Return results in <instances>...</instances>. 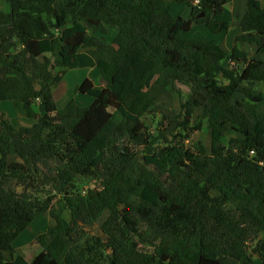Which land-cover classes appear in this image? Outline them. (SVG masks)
<instances>
[{"label":"trees","instance_id":"obj_1","mask_svg":"<svg viewBox=\"0 0 264 264\" xmlns=\"http://www.w3.org/2000/svg\"><path fill=\"white\" fill-rule=\"evenodd\" d=\"M3 1L0 102L34 122L0 114V264L264 263V5L247 0L234 38L250 55L185 36L193 21L228 31L230 0ZM89 67L104 85L85 78L75 91L92 102L58 108L51 87ZM177 84L190 88L179 113L156 101ZM150 113L163 117L153 131ZM203 122L210 154L186 145ZM46 213L53 224L32 241L43 252L27 260L13 243ZM95 225L103 237L89 236Z\"/></svg>","mask_w":264,"mask_h":264},{"label":"rangeland","instance_id":"obj_2","mask_svg":"<svg viewBox=\"0 0 264 264\" xmlns=\"http://www.w3.org/2000/svg\"><path fill=\"white\" fill-rule=\"evenodd\" d=\"M178 3L176 7H178ZM174 8L172 10V13L174 14L178 8ZM0 10L7 12L8 11V5L5 1L0 0ZM175 11V12H173ZM180 14V13H177ZM184 14V13H183ZM230 16L228 14H223V18L228 19ZM231 20V19H228ZM71 23L69 19L65 20L62 23L61 27L68 26ZM193 25V23H192ZM236 31L235 26L233 25L230 27V29L224 33H227L226 35L224 33H213L211 32L205 25L201 24H194L193 27L185 34V36L189 38L199 39V40H215L217 42L221 43V47L227 48L225 46V42H227L228 38H231L233 36V32ZM116 33L115 28L109 29L108 35H106V40L109 42L112 40L113 36ZM233 39L231 40V42ZM238 45L241 49H246L247 47L241 45V43H235L233 41L232 45ZM229 49V48H227ZM248 53L251 55L254 53V47L250 46L248 47ZM264 58V53H263ZM59 73V69L53 70V75L56 76ZM90 79L96 87H102L104 85L103 79L100 77L99 72L96 68H75V69H68L64 73L61 81L55 85L52 86L51 89L53 91V95L56 101V105L58 108H62L65 106V104L73 100L75 104L79 106H86L89 103L92 102L93 98L87 94H82L77 91H75V87L80 85L81 82L85 79ZM179 90V93L177 90ZM189 86L177 84L175 89L168 87L164 89L161 94L157 98V103L161 104L163 103L168 109L175 111L176 113H179L180 110V102L185 100L189 94ZM259 90H261L264 93V85L259 86ZM35 109L37 111H40L41 108L35 106ZM203 111L202 108L194 109L193 113V120H197V117L199 114H201ZM0 114H4L5 118L10 121V123L14 127H30L32 126L34 120L30 118H26L22 116L17 109L14 106V103L12 101H3L0 102ZM147 122V126L150 128V130H155L157 128V123H159L160 120H163L162 115L159 114H147L143 118ZM152 133V132H151ZM239 134L236 132V130H232L229 133H227L223 138L222 142L224 144H227L228 140L231 137H237ZM170 139V138H169ZM187 147H198L202 145L205 148V152L207 154L211 153L210 149V130L207 128V125L205 122L202 124V128L200 131L195 132L191 135V137L186 141ZM141 150H144L143 146L139 147ZM174 174V173H173ZM80 184L82 186V189H86V186L90 185L95 186L94 181H90L89 179L80 181ZM44 189L49 188L48 186L43 187ZM19 189V188H18ZM42 197H45L47 193H40ZM63 216L65 219H70V214L68 211L63 212ZM53 224V220L50 218V216L46 213L41 215L37 220L32 222L24 231L20 233V235L16 238V240L13 243V247L23 254L27 260L33 261L37 260L36 258L39 257L42 254V249L34 243L33 241V234L34 233H40L45 232L47 228ZM89 236H101L103 237L101 231L99 230V227L97 225L88 228ZM83 243V242H82ZM81 243V244H82ZM253 261L254 264H264L256 255H253Z\"/></svg>","mask_w":264,"mask_h":264},{"label":"crops","instance_id":"obj_3","mask_svg":"<svg viewBox=\"0 0 264 264\" xmlns=\"http://www.w3.org/2000/svg\"><path fill=\"white\" fill-rule=\"evenodd\" d=\"M255 5H258V6H263L264 5V0H251ZM190 2L192 4H197L198 1L197 0H190ZM178 4V3H177ZM177 4H174L172 6V9L173 10ZM246 6H247V0H230V2H228L225 6H224V16L225 14H228L230 17L228 19H231V21L233 22V25L235 26V29L236 31L233 32V36L231 38H228L227 39V42H225V46L229 49L226 48V50H230L232 47H233V41H234V38L240 34V28H239V22L242 18V16L244 15L245 11H246ZM178 10L175 12L174 14H177V13H180V15L184 18V19H187V20H190L192 19V13H191V8L189 6H187L186 4H179L178 7ZM184 13V14H183ZM193 25L194 24H197L196 22H192ZM192 25V27H193ZM202 25V24H201ZM225 35L227 33H224ZM233 39V41L231 42V40ZM238 43H241V42H238ZM241 45H243L244 47L246 46L247 48L246 49H241L240 47H238V45H236L240 50H243V51H246L248 52V47L249 45L246 44V43H241ZM263 57V56H262ZM264 59V58H263ZM224 65H227V61L224 62ZM39 108H41L42 104H41V100L38 99L35 103ZM199 110V108H197ZM37 111V110H36ZM37 113L39 114H43V109L41 108L40 111H37Z\"/></svg>","mask_w":264,"mask_h":264},{"label":"built area","instance_id":"obj_4","mask_svg":"<svg viewBox=\"0 0 264 264\" xmlns=\"http://www.w3.org/2000/svg\"><path fill=\"white\" fill-rule=\"evenodd\" d=\"M250 154H253V151H250ZM83 192H84V190H83Z\"/></svg>","mask_w":264,"mask_h":264},{"label":"water","instance_id":"obj_5","mask_svg":"<svg viewBox=\"0 0 264 264\" xmlns=\"http://www.w3.org/2000/svg\"><path fill=\"white\" fill-rule=\"evenodd\" d=\"M203 14L201 13L200 16H202Z\"/></svg>","mask_w":264,"mask_h":264}]
</instances>
